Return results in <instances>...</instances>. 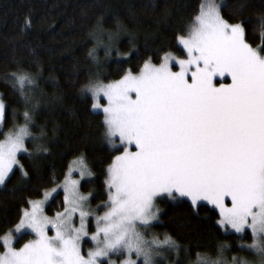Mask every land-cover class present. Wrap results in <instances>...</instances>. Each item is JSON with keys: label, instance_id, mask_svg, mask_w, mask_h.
Here are the masks:
<instances>
[{"label": "snow or ice", "instance_id": "obj_1", "mask_svg": "<svg viewBox=\"0 0 264 264\" xmlns=\"http://www.w3.org/2000/svg\"><path fill=\"white\" fill-rule=\"evenodd\" d=\"M222 8L217 0H202L186 32L175 38L180 56L166 52L158 65L146 60L138 74L128 70L108 83L90 78L82 86L92 109L102 108L105 140L119 153L107 168V200L95 210L88 207L91 193L79 189L92 173L79 158L62 185L63 211L44 214L57 188L28 201L14 230L0 236V264H117L113 256L124 257L119 264H157L162 251H181L171 237L148 240L139 230L159 219L158 198L190 202L193 211L206 202L218 211L217 224L225 231H251L252 243L239 251L264 258V16L258 20L261 42L254 47L246 21L230 22ZM242 9L233 15L241 16ZM25 26H31L27 19ZM105 49L110 56V45ZM89 56L95 59V49ZM8 79L21 86L34 83L22 71ZM6 110L0 97V133ZM23 120L0 140V185L16 168L25 183L29 179L18 154L28 153L32 114L25 111ZM73 171L79 180L72 178ZM27 234L35 238L16 248L14 243ZM226 250L222 247L221 258L205 264H227L222 260ZM201 259L197 253V264ZM231 264L249 262L233 256Z\"/></svg>", "mask_w": 264, "mask_h": 264}, {"label": "trees", "instance_id": "obj_2", "mask_svg": "<svg viewBox=\"0 0 264 264\" xmlns=\"http://www.w3.org/2000/svg\"><path fill=\"white\" fill-rule=\"evenodd\" d=\"M222 14L230 22L245 20L247 39L254 47L261 42L258 20L264 16V0H221ZM202 0H0V97L7 106L2 125L4 136L24 123L29 111L33 122L26 140L28 153L18 155L28 171L25 183L18 168L0 187V236L20 219L28 201L37 199L60 182L73 159L84 157L92 173L81 189H93L96 200L106 197L107 168L116 155L105 140L102 115L91 109V98L81 88L98 73L102 81L136 73L146 60L159 64L166 53L181 55L176 36L186 32ZM243 5L242 15L233 10ZM29 20L31 26L26 27ZM255 32V35H254ZM109 36L113 39L109 40ZM108 41L112 54L105 55ZM95 49V59L89 52ZM28 73L34 83L23 86L6 76ZM23 87V95L21 94ZM46 149L38 151L37 149ZM31 154V155H29ZM99 201H94L97 203ZM162 212L153 225L156 234L171 237L181 251L174 264H197L214 260L218 251L230 257L251 234L224 231L217 224L218 212L210 205L193 211L190 202L158 201ZM63 207L58 193L47 208L49 214ZM32 235H24L19 246ZM3 249L0 248V251ZM176 252V251H175Z\"/></svg>", "mask_w": 264, "mask_h": 264}, {"label": "rangeland", "instance_id": "obj_3", "mask_svg": "<svg viewBox=\"0 0 264 264\" xmlns=\"http://www.w3.org/2000/svg\"><path fill=\"white\" fill-rule=\"evenodd\" d=\"M217 2L222 4V1H221V0H217ZM97 41L100 42V45H105V46H106L107 42L110 41V40L106 41V40H104L103 38H98ZM173 55H175V54H173ZM176 56H178V55H176ZM157 65H158V64H157ZM142 67H143V66H142ZM140 69H141V68H140ZM139 72H140V70H139L138 72L134 73V74H138ZM91 79H99V80L102 81V77L100 76V73H98L97 75H95V76L92 77ZM118 79H119V78H118ZM102 82H103V81H102ZM109 82H110V81H109ZM229 82H230V80H229ZM104 83H108V82H105V81H104ZM88 96L91 98L90 94H88ZM106 103H107L106 100H104V99L101 97V104L104 105V104H106ZM91 109H92V99H91ZM92 111L95 112V113H100V114L102 115V121H103V119H104V115H103V112H102V108H101V109H97V110H95V111L92 109ZM9 131H10V130H9ZM9 131H7V132H9ZM7 132H6V133H7ZM104 134H105V133H104ZM2 139H4V136H3L2 138H0V140H2ZM117 142H118V141H117ZM106 143H107V142H106ZM20 154H24V153H20ZM20 154H18V155H20ZM118 154H119V153L116 152V155H118ZM79 158H81V157H78V158H76V159H73V160L71 161V163L69 164V167H68V169H67V171H66V174H65L64 178H63L60 182H58L57 184L53 185L50 189L47 190V191H51L53 188H57V189H58V192H57V193H53L52 198H50L49 201H48V203L45 205V209H44V214H45V215H47V216H49V217H53V216L56 214V212L63 211V207H62V209H60V210H56V211H54L53 213L49 214V213L47 212V208H48V206L50 205V202L52 201V199H53L58 193H62L63 204H64V192H63V187H62V185H63V183H64L65 177H66V176L68 175V173H69V169H70V167H72V168L75 167V165L73 164V162H74V161H77ZM83 158H84V157H83ZM84 160H85V158H84ZM85 162H86V160H85ZM86 164H87V162H86ZM87 167H88V169L90 170L88 164H87ZM72 178H73V179H77V180H79V179H80L79 172H78V171H73V173H72ZM90 179H91V177H85L83 180H81V187H82V184H83L84 181H89ZM1 186H3V185H0V187H1ZM58 186H59V187H58ZM81 187H80V189H79L81 194H83V195H88L89 193H91L90 199H89V201H88V207H89V208L95 210V209L97 208L98 205L103 204V203L107 200V191H106V197H105L104 200H96V199L94 198V192H93V189L90 188L89 190L84 191V190L81 189ZM105 190H106V187H105ZM43 198H44V196H43V194H42L41 197H39V198H37V199H33V200H40V199H43ZM160 199H163V198H158V199H157V202H156V203H157V207L160 209L159 215H160L161 212H162L160 206H158V205H159V204H158V201H159ZM166 199H167V198H166ZM94 201H99V202L94 203ZM201 203L207 204L206 202H201ZM228 203H229V206H230V201H229ZM210 206H211V205H210ZM211 207H212V206H211ZM26 209H27V208H26ZM24 210H25V209H24ZM24 210H23V211H24ZM103 211H105V209L101 208V209L99 210V214L102 215V214H103ZM216 211H217V210H216ZM217 212H218V211H217ZM22 213H23V212H22ZM21 215H22V214H21ZM18 222H19V220H18ZM18 222H17V223H18ZM158 222H159V219H158L157 221H154V222H153V225H154V224H157ZM17 223H16V224H17ZM75 223H76L77 226H79V216H78V215L75 217ZM16 224H15V225H16ZM15 225H14L12 228H10V229H13V230H14ZM153 225H152L150 228H148V229H144V228L141 227L139 230H140L142 233L145 234V239L151 240L153 236H156L158 239L163 240L165 236H164L163 234H156V232H155L154 229L152 228ZM10 229H9V230H10ZM90 229H91V231H95V221H94V219L92 220V222H91V224H90ZM222 229L225 231L224 228H222ZM9 230H8V231H9ZM8 231H7V232H8ZM227 231H228V232H233V233H235V232H234L233 230H231V229H228ZM247 231L250 232V234H251V231H250V230H247ZM7 232H5V233H7ZM5 233H4V234H5ZM4 234H3V235H4ZM237 234H243V233H237ZM31 235H32L31 239H34V238H35L34 234H31ZM49 235H54V233L51 232V231H49ZM31 239L26 240L24 243L28 242V241L31 240ZM15 243H16V242H15ZM15 243H14V246H15ZM24 243H22V244L19 245L18 247H17V246H15V247H16V248H20V247L23 246ZM251 243H252V241H251V242H241L240 247H241L242 245L246 246V245L251 244ZM91 246H92V244H91V241H90V240L88 241L87 244L83 245V253H84L85 255H86V253H87L88 248L91 247ZM249 252H251V251L249 250ZM251 253H252V255H251L250 257L246 256L244 253H240L239 255H235V256H241V257H243L244 259H246V260L249 262V264H264V258H262L260 255L255 254L254 252H251ZM176 254H177V252H175V251H168V250H164V251H162L161 255H160L159 257L156 258V260H157V264H174V263L171 261V259L174 258V257L176 256ZM232 257H233V256H232ZM232 257H230V259H228L227 255H225V254L223 253L222 260H223V261H226L227 264H231V259H232ZM132 258H133V259H136L135 255H133ZM218 258H221V257L219 256V251H218L217 257H216L214 260H216V259H218ZM112 259H113V260H116V261H117V264H119V260L124 259V257L121 256V257H119V259H118L116 256H113ZM205 261H206V260H202V262H204V264H205ZM140 264H142V262H140Z\"/></svg>", "mask_w": 264, "mask_h": 264}]
</instances>
